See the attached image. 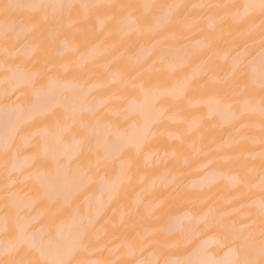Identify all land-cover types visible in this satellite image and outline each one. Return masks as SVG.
Returning a JSON list of instances; mask_svg holds the SVG:
<instances>
[{
	"label": "bare ground",
	"instance_id": "6f19581e",
	"mask_svg": "<svg viewBox=\"0 0 264 264\" xmlns=\"http://www.w3.org/2000/svg\"><path fill=\"white\" fill-rule=\"evenodd\" d=\"M36 2L182 7L160 9L154 31L117 29L102 10L83 23L74 16L63 31L83 35L68 46L55 34L18 30L6 55L0 35V154L6 136L19 150L7 173L0 158V210L9 205L7 229L0 211V259L67 253L84 228L88 248L76 259H232L226 229L250 226L258 236L260 218L249 207L258 192L231 177L260 148L241 141L218 101L232 91L233 58L245 48L259 100L264 16L257 9L234 18V9L214 6L259 0ZM251 122L258 128V110ZM21 230L27 242L18 254ZM182 240L186 251L172 247Z\"/></svg>",
	"mask_w": 264,
	"mask_h": 264
},
{
	"label": "snow or ice",
	"instance_id": "6c2138e0",
	"mask_svg": "<svg viewBox=\"0 0 264 264\" xmlns=\"http://www.w3.org/2000/svg\"><path fill=\"white\" fill-rule=\"evenodd\" d=\"M181 5H158L154 3H42L36 0H0V35H2L5 44V54L8 52V43L10 39L19 34L18 30L26 31L37 37L45 34H55L62 37V42L68 46L75 41L77 36H82L83 31L78 29L76 33L71 35L65 34L63 29L65 24L72 26L77 23L73 17H79V22L88 21L92 15L99 11H103L106 20L114 23L117 29H138L145 26L148 31H154L162 19L160 9H166L165 15H171L174 9L181 8ZM217 8L234 9L231 15L234 18H246L253 11L259 10L264 16V0L258 3L248 2L242 5H215ZM83 13V15H81ZM223 17H221V21ZM76 52L79 49L75 46L70 48ZM250 55L247 48L237 52L234 62L238 63L236 71L239 77L236 79L235 85L230 92L222 97L218 103L226 109L232 120L239 124L237 133L241 137L242 142L249 144H259L260 151L255 155H251L253 164L246 165L237 175L231 177L233 182L245 189L250 195L258 192V199H251L249 207H255L260 218L259 234L254 231H248V227L226 229L230 231L232 242L236 245L235 255L232 259H212L205 254L202 257H196L195 253L182 259L167 257L163 259L162 264H264V39L261 40V51L259 53V100H256V92L254 87L257 79L256 73L252 70L255 58L248 60ZM247 61V63H245ZM236 71L232 72V76L236 75ZM259 112L260 123L257 126L251 122V117ZM247 121V122H246ZM258 131V136L253 133ZM19 155V150L14 142H10L5 137L3 152L0 158L3 159V166L7 173L9 165ZM259 158L258 168L255 166V160ZM39 162V161H37ZM225 164L228 160L224 161ZM7 180V176L5 177ZM9 185L5 184V191H8ZM8 208L5 205L3 223L5 229L8 225ZM253 223H255L253 221ZM87 228L81 230L75 240L70 241V247L67 253L60 249L50 251L48 253L41 252L40 258L36 260L26 261L24 259H0V264H132L130 260L122 259L119 256L116 259L105 260H88L76 259V255L87 251L86 243ZM26 236L21 230L18 236L20 248L17 253L23 249L26 244ZM184 241H178L172 247L177 250L184 248ZM222 243V242H221ZM117 250H111L110 254H116ZM7 254V253H6ZM71 256L72 258H66ZM136 264H161L159 259L138 261Z\"/></svg>",
	"mask_w": 264,
	"mask_h": 264
}]
</instances>
